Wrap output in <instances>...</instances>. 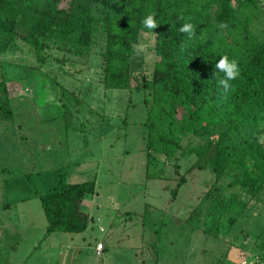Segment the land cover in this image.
I'll return each mask as SVG.
<instances>
[{
  "label": "rangeland",
  "instance_id": "rangeland-1",
  "mask_svg": "<svg viewBox=\"0 0 264 264\" xmlns=\"http://www.w3.org/2000/svg\"><path fill=\"white\" fill-rule=\"evenodd\" d=\"M258 1L251 29L262 34ZM59 5L87 7L101 21L90 0ZM154 38L136 31L132 85L151 72ZM103 44L97 28L85 56L50 45L37 59L25 42L0 53V264H264V188L250 196L230 176L212 184L211 170L190 167L187 150L202 140L189 133L173 157L146 163L144 91L103 87ZM256 135L264 145V120ZM59 180L94 182L81 232L45 233L38 193ZM230 196L245 203L241 214L224 207Z\"/></svg>",
  "mask_w": 264,
  "mask_h": 264
},
{
  "label": "trees",
  "instance_id": "trees-1",
  "mask_svg": "<svg viewBox=\"0 0 264 264\" xmlns=\"http://www.w3.org/2000/svg\"><path fill=\"white\" fill-rule=\"evenodd\" d=\"M60 1L0 0V53L25 42L37 59L50 45L85 56L91 52L99 28L104 35L99 51L103 87L144 91L146 163L156 161L158 155L173 157L181 136L189 133L202 140L187 150L195 156L190 167L211 170L212 184L230 176L229 183L246 188L250 196L264 188V145L256 135L264 120V33L251 29L258 0H240L236 6L232 0H90L103 9L99 24L89 8L61 7ZM152 13L156 29L143 25ZM189 20L196 31L191 40L179 32ZM222 22L228 26L220 28ZM136 31L155 35L157 59L150 74H141V83L132 85ZM224 55L237 60L240 68L227 94L218 85L224 73L215 69ZM4 82L0 80L3 92ZM182 179L180 176L172 196ZM93 187V180H59L46 192L38 193L45 233L83 231L89 217L81 201ZM223 204L237 215L245 207L235 196ZM197 211L195 206L188 219Z\"/></svg>",
  "mask_w": 264,
  "mask_h": 264
},
{
  "label": "clouds",
  "instance_id": "clouds-1",
  "mask_svg": "<svg viewBox=\"0 0 264 264\" xmlns=\"http://www.w3.org/2000/svg\"><path fill=\"white\" fill-rule=\"evenodd\" d=\"M180 19H184L181 17ZM144 27L148 29H156L157 21L155 19V13L148 15L143 20ZM228 25L226 23H221L220 28H226ZM179 32L186 34L187 38L191 40L196 35L195 26L189 21H186L179 28ZM184 44L181 45V48H184ZM215 69L219 72L224 73L223 78L219 79L218 85L222 89L223 94H227L231 90V81L235 80L240 75V68L238 66V61L235 59H229L228 55L222 56L218 62L215 64Z\"/></svg>",
  "mask_w": 264,
  "mask_h": 264
},
{
  "label": "built area",
  "instance_id": "built-area-1",
  "mask_svg": "<svg viewBox=\"0 0 264 264\" xmlns=\"http://www.w3.org/2000/svg\"><path fill=\"white\" fill-rule=\"evenodd\" d=\"M102 249V244L100 242H97L95 244V251L99 253V251Z\"/></svg>",
  "mask_w": 264,
  "mask_h": 264
},
{
  "label": "crops",
  "instance_id": "crops-1",
  "mask_svg": "<svg viewBox=\"0 0 264 264\" xmlns=\"http://www.w3.org/2000/svg\"><path fill=\"white\" fill-rule=\"evenodd\" d=\"M102 249H103V248H102ZM102 249H101V250H102ZM95 253H96V251H95ZM97 254H98V253H97Z\"/></svg>",
  "mask_w": 264,
  "mask_h": 264
}]
</instances>
